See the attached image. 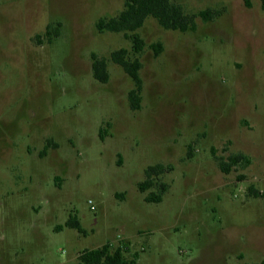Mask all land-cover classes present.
<instances>
[{
  "label": "rangeland",
  "instance_id": "374dc122",
  "mask_svg": "<svg viewBox=\"0 0 264 264\" xmlns=\"http://www.w3.org/2000/svg\"><path fill=\"white\" fill-rule=\"evenodd\" d=\"M172 1L215 15L184 33L151 18L137 30L145 46L132 111V82L109 60L131 43L95 29L124 0H0V264H79L104 244L125 245L137 264L264 261L260 0ZM57 24L59 36L37 45ZM92 55L106 59L105 84L92 77ZM237 153L250 164L222 173L218 162ZM156 164L164 173L141 193ZM161 184V201L145 202ZM71 216L82 234L64 226Z\"/></svg>",
  "mask_w": 264,
  "mask_h": 264
},
{
  "label": "trees",
  "instance_id": "16d2710c",
  "mask_svg": "<svg viewBox=\"0 0 264 264\" xmlns=\"http://www.w3.org/2000/svg\"><path fill=\"white\" fill-rule=\"evenodd\" d=\"M260 8L264 12V0H260ZM214 15L209 9L201 10L197 14L184 13L182 7L172 0H124L123 7L116 16L99 18L97 20L95 29L99 33L121 34L131 43L129 52L124 48L112 51L109 55V60L119 66L132 82L133 88L127 93V101L132 111L140 109L142 81L139 75L141 62L138 56L145 46L137 30L143 26L148 18H151L164 30L184 33L195 30L196 18H199L203 22H208L213 19ZM59 27L60 24L54 27L47 25L42 36H35L36 44H42L43 40L47 44H50L53 38L59 36ZM150 48L155 56L159 55L162 51L160 43H154ZM106 66V59L92 55V77L100 84H105L108 80ZM50 144V140H47L42 153L51 146ZM249 164L250 160L248 157L237 153L231 154L225 160H220L217 165L222 173L228 174L234 167H246ZM163 173L164 167L160 164L148 166L144 171L145 180L138 186L139 191L143 193L152 187L157 182V178ZM249 190L255 195L251 187H249ZM164 192L165 188L161 184L159 194H149V196L144 198V201L160 202ZM64 226L75 229L80 234L84 232L74 216L69 217ZM137 258L138 256L135 253L129 255L128 248L123 244L116 248H112L109 244H104L97 248L84 250L77 257L79 264H137ZM260 264H264V261Z\"/></svg>",
  "mask_w": 264,
  "mask_h": 264
},
{
  "label": "built area",
  "instance_id": "2783aa9c",
  "mask_svg": "<svg viewBox=\"0 0 264 264\" xmlns=\"http://www.w3.org/2000/svg\"><path fill=\"white\" fill-rule=\"evenodd\" d=\"M88 205L91 207V209H93V205L91 201H88Z\"/></svg>",
  "mask_w": 264,
  "mask_h": 264
}]
</instances>
